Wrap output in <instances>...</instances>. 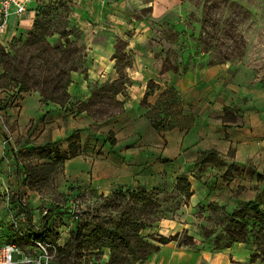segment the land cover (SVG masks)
<instances>
[{"label":"crops","instance_id":"0c3cea01","mask_svg":"<svg viewBox=\"0 0 264 264\" xmlns=\"http://www.w3.org/2000/svg\"><path fill=\"white\" fill-rule=\"evenodd\" d=\"M35 18L31 6L23 16L10 17L0 42L7 47L14 37L27 35ZM142 26V38L128 42L132 64L123 69L125 88L116 94L122 109L114 115L98 119L88 112H72L68 105L44 102L38 91L23 93L17 107L0 104V196L6 190L31 192L23 184L26 166L19 149L50 142L68 152V138L77 133L80 154L67 159L61 172L73 194L108 196L120 186L163 190L186 179L192 207L215 204L231 210L243 202L264 205V85L254 82L245 67L231 63L168 71L162 78L153 68L152 51L142 49L148 33ZM115 53L109 31L86 43V70L72 72L71 102L87 101L98 84L122 81ZM168 88L176 91L181 114L165 121L180 122L171 129H157L152 116ZM10 93L0 88L2 103ZM204 155L207 158L200 161ZM6 206L1 200L0 228L9 221ZM177 224H161L160 233L169 236L185 228ZM254 255L247 242L214 250L174 240L137 264H264Z\"/></svg>","mask_w":264,"mask_h":264},{"label":"rangeland","instance_id":"374dc122","mask_svg":"<svg viewBox=\"0 0 264 264\" xmlns=\"http://www.w3.org/2000/svg\"><path fill=\"white\" fill-rule=\"evenodd\" d=\"M30 6L40 21L52 10V14H56L57 30H71V40L77 38L81 46L86 47L94 35L109 31L116 46L115 57L122 71V81H126L123 69L132 64L129 39L142 38L143 24L148 27V33L142 49L152 51L153 68L162 78L168 71L180 73L195 66L231 63L245 67L252 73L254 82L264 85V0H33ZM25 36L14 37L6 47L8 51H12V47L19 49L22 46L19 38ZM55 37L58 41L60 34L54 32L48 39L56 43ZM2 68L0 65V74ZM12 85L14 83L10 82L9 89ZM153 87L151 84L150 88ZM110 101L97 103L96 108L113 110ZM173 107L176 108L172 114ZM160 113L164 118L181 114L173 88H168L158 101L156 118ZM179 122L178 119L167 121L165 127ZM2 124L9 131L4 122ZM41 145L44 144L37 146ZM37 146L18 150L28 174L30 167L40 163L36 158L43 152ZM43 169L46 170L44 177L22 175L23 184L31 192L25 189L12 193L11 202L16 214L21 216L17 225L6 221L0 235L6 241H17L26 252L34 238L49 242L52 264L110 263L112 256L108 247L95 249L87 242L73 253L59 254V248L70 240L80 222L86 237L96 226L118 228L124 233L133 228L138 229V235L131 238L133 246L138 236L160 246V237L165 236L160 233L161 224L172 220L185 228L166 237L176 238L181 245L215 250L234 242H247L255 251L254 258L264 260V205H258L259 211L241 203L231 210L215 204L192 207L188 198L172 185L152 191L144 199L120 192L108 196L91 192L73 194L61 176V163L51 171ZM49 208L54 210L53 217L48 225H43ZM117 244L116 261L110 264H133L134 253ZM150 250V247L144 250L137 247L135 251L142 256Z\"/></svg>","mask_w":264,"mask_h":264},{"label":"trees","instance_id":"16d2710c","mask_svg":"<svg viewBox=\"0 0 264 264\" xmlns=\"http://www.w3.org/2000/svg\"><path fill=\"white\" fill-rule=\"evenodd\" d=\"M51 11L52 10L44 14V18L41 21L39 15L35 18L34 26L27 33V36L19 38V41L22 43V46L19 49L12 47V51H8L5 46L0 44V65L3 67V72L0 74V80L2 81L0 83V88L11 91L5 100L6 102L2 103L3 100L0 99V104L12 106L15 101L20 100L23 93L38 91L44 102H55L62 106L68 105L70 106L68 109L72 112H88L98 119H104L106 116L114 115L117 111L122 109V104L116 100V94L123 91L125 88V81L105 83L101 85L98 84L90 99L87 101L71 102L68 87L72 81V72L76 70H86V47L79 45L77 38L71 40L70 36L73 35L71 30H57L58 27L54 26V17H56V14L53 15ZM54 32L60 34V39L56 43H52L48 39L49 36L54 35ZM10 82L14 83V85L11 86L12 89H9ZM149 93H151V88L148 95ZM109 99H111L109 105L113 110H105L100 107L96 108L97 103H104ZM226 110H228V108H226ZM155 113L154 116H152V121L157 129H171L177 124L174 123L171 127H165L167 122V120L165 121L166 118L162 117L161 113L159 114L160 117L156 118ZM77 139V133H72L69 136L68 140L70 145L68 152H62L57 143L48 142L39 147L37 146L38 150L43 152L41 157H38L41 162L38 163V166L36 167H30L29 174L26 169V176L30 175L32 178H38L43 175L44 177L46 170L44 171L43 168L46 167V169L51 171L55 165L59 163H61V167H63V164L67 159L80 154V146ZM110 139L114 142L112 134H110ZM212 153L215 152H209V154ZM206 158L207 157L204 155L200 158V161H203ZM43 159H47L48 161L43 162ZM37 167L42 169L39 171L37 170ZM259 177H261V175H259ZM176 189L181 191V193L187 198L191 196V185L186 179L180 180ZM152 191L156 192L161 190L148 191L139 188L132 191L130 188L126 189L120 186L112 194L116 192L122 194L132 193L136 194L140 199H144L147 195L149 196ZM242 204L255 211H259L260 206L254 204V202H243L241 205ZM53 214L54 210L52 208L47 209L46 214L43 217V225H48L50 223ZM82 227L83 226L80 222L79 228L74 234H72L70 240L64 246L59 248V254L67 252L73 253L77 247L81 246L84 242H87L95 249L108 247L111 250L112 256L110 263H113L116 261L115 255L118 250L117 243L119 242V245L129 248V253H134L133 257L135 258V261L133 264H137L145 262L160 249L159 245L149 243L140 236H138L139 239L137 240L136 245L133 246L131 238L132 236L138 235V229L130 228L129 232L124 233L118 228L110 229L104 226H96L86 237L82 232ZM174 240H176V238L161 236L159 242L162 245ZM137 247H140L142 250H144L145 247H150L151 250L147 255L138 256L135 251ZM143 254H145V252Z\"/></svg>","mask_w":264,"mask_h":264},{"label":"built area","instance_id":"2783aa9c","mask_svg":"<svg viewBox=\"0 0 264 264\" xmlns=\"http://www.w3.org/2000/svg\"><path fill=\"white\" fill-rule=\"evenodd\" d=\"M33 0H0V34H5L9 19L12 16H23L30 8ZM13 107L18 106V100ZM1 119V118H0ZM12 192L4 191L0 199L6 202L9 222L17 225V211L11 202ZM52 245L44 240L34 238L26 252L17 241H5L0 235V264H52Z\"/></svg>","mask_w":264,"mask_h":264}]
</instances>
